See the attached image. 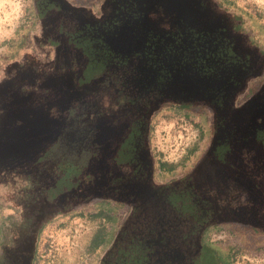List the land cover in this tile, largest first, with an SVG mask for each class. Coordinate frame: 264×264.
Masks as SVG:
<instances>
[{"label": "water", "instance_id": "1", "mask_svg": "<svg viewBox=\"0 0 264 264\" xmlns=\"http://www.w3.org/2000/svg\"><path fill=\"white\" fill-rule=\"evenodd\" d=\"M32 4L34 50L0 62V213L14 218L0 264H34L45 226L102 202L122 219L99 264H198L204 233L226 224L264 238V182H249L243 160L264 173V53L220 0ZM90 96L124 107L101 118ZM164 107L206 113L211 130L198 162L168 182L155 178L150 142ZM65 165L88 181L62 190ZM224 179L248 195L249 213L197 192Z\"/></svg>", "mask_w": 264, "mask_h": 264}, {"label": "rangeland", "instance_id": "2", "mask_svg": "<svg viewBox=\"0 0 264 264\" xmlns=\"http://www.w3.org/2000/svg\"><path fill=\"white\" fill-rule=\"evenodd\" d=\"M223 1L242 12L264 35V0ZM35 15L32 0H0V62L13 60L28 44ZM210 137L206 113L162 110L153 120L151 131L158 181L168 182L190 171L204 154ZM161 163L166 167L161 168ZM118 213L114 205L102 202L51 222L41 232L34 264H96L117 222L104 221V216L117 217ZM4 220L0 213V247ZM214 240L216 248L229 252L232 264H264V238L249 239L241 234L231 237L225 231L217 232Z\"/></svg>", "mask_w": 264, "mask_h": 264}, {"label": "flooded vegetation", "instance_id": "3", "mask_svg": "<svg viewBox=\"0 0 264 264\" xmlns=\"http://www.w3.org/2000/svg\"><path fill=\"white\" fill-rule=\"evenodd\" d=\"M72 1V0H70ZM73 2V1H72ZM75 4H82V5H87V4H93L96 5V3H93L92 1H86V2H73ZM220 5L228 10L230 13H232L235 17V20L238 21L237 25V30L241 31L242 33L246 34L248 36L249 42L251 45L258 47L259 50L264 53V35L258 32L256 28L252 25V23L247 20L245 15H243L242 12L239 10H236L232 8L230 5L226 4L223 0L220 1ZM35 24L37 22V16L35 15ZM35 27V26H34ZM56 46L55 43L51 42L50 44V50L53 51V47ZM29 49V50H34V47L28 43L26 46L23 47V49ZM19 54V53H18ZM17 54V56H18ZM17 56L11 58L15 59ZM262 81H264V75L262 77ZM261 84L260 81L256 80L252 82L251 86V93L250 96H252L257 90L258 86ZM32 95L34 97L38 98V102L43 103L47 102L49 100L48 98V91H44L40 87H35L32 90ZM249 96H246L248 98ZM87 101L95 107L97 105L98 107V114L101 118H106L109 115L110 111H116L118 108H123V103L124 101L122 99L117 100L116 102H110V99H108L105 96H90L88 97ZM179 109V110H186L190 111V108L188 107H181V108H176V107H164V109ZM162 109V110H164ZM161 110V111H162ZM160 111V112H161ZM159 112V113H160ZM158 113V114H159ZM56 111L54 109L51 110V115H56ZM158 114L154 117V119L158 116ZM94 116L92 115L91 118ZM153 119V120H154ZM153 123V121H152ZM152 123H151V130H150V142H151V131H152ZM211 132V130H210ZM152 155L154 157V175L157 180L158 175L156 173V168H157V157L154 152V149L152 148ZM243 160L244 162L247 163L248 165V174H249V182H264V173L258 171V165H254L250 161V157L243 155ZM121 170L124 173L128 172V169L126 167L121 168ZM60 178L57 182H60V188L62 190H67L70 187L74 186L72 182H81L82 180H85L86 182L88 181L87 178L81 177L80 171H78L76 168L72 167L71 165H65L60 168ZM221 184V186H202L197 188V192L204 194L208 198H213L214 200L217 201V204L220 208L223 206L227 205L232 207L236 213L240 211H246V213L250 212V208L252 206L251 202L249 201V197L246 193H244L242 190H240L238 187H235L234 184L230 183L227 179H224ZM105 203V202H104ZM115 207V206H114ZM116 210L119 212L118 216H112V215H105L104 216V221H117L116 226L112 228L113 232L111 233L108 242L104 245L101 254L99 255V258L96 262V264H99L100 261V256L102 253L107 249L109 244L111 243L112 239L114 238L120 221L122 219V214L120 210L116 207ZM5 218L3 222V230L6 226L11 225L14 223V218L11 216H3ZM258 217H263V212L261 211L258 215ZM50 224V223H49ZM250 226V225H249ZM45 228V227H44ZM43 228V229H44ZM251 228V227H250ZM227 232L228 235L235 236V235H246L248 236L249 239L252 238H262V237H256L253 234L256 233L257 231L255 229H247L244 227L236 226V225H231V224H226V225H221V226H215L212 228H209L203 236V253L201 254L200 261L198 264H232L231 261L232 259L229 257L230 254L228 251H224L221 249L216 248L214 244V237L216 236L217 232ZM42 232V231H41ZM41 235V233H40ZM4 236V235H3ZM97 238V236H96ZM95 238V239H96ZM39 241H40V236H39ZM39 244V242H38ZM38 247V246H37ZM104 264V263H102Z\"/></svg>", "mask_w": 264, "mask_h": 264}, {"label": "trees", "instance_id": "4", "mask_svg": "<svg viewBox=\"0 0 264 264\" xmlns=\"http://www.w3.org/2000/svg\"><path fill=\"white\" fill-rule=\"evenodd\" d=\"M160 167H161V168H165V167H166V164H165V163H161V164H160Z\"/></svg>", "mask_w": 264, "mask_h": 264}]
</instances>
